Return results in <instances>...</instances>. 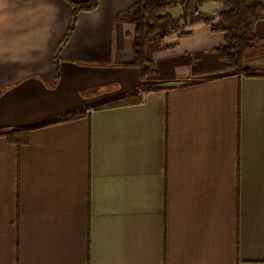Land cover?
I'll return each instance as SVG.
<instances>
[{"label": "crops", "instance_id": "1", "mask_svg": "<svg viewBox=\"0 0 264 264\" xmlns=\"http://www.w3.org/2000/svg\"><path fill=\"white\" fill-rule=\"evenodd\" d=\"M86 1L0 0V264H264V19L236 73L222 4L179 0L143 79L140 0H99L56 78Z\"/></svg>", "mask_w": 264, "mask_h": 264}, {"label": "trees", "instance_id": "2", "mask_svg": "<svg viewBox=\"0 0 264 264\" xmlns=\"http://www.w3.org/2000/svg\"><path fill=\"white\" fill-rule=\"evenodd\" d=\"M214 1L222 4L219 22L214 23V17L205 15H200L199 19L211 24L214 31L224 33L225 43L217 48L220 59L226 61L236 73L248 72L249 68L245 66V60L248 53L253 51L258 44L256 24L264 19V2L261 0ZM178 2L179 0H140L126 13L136 26L133 36L134 61L132 65L139 69L143 79L156 74L158 71L154 54L168 47L164 42L177 29L176 20L165 12ZM98 5L99 0H88L74 5L70 29L57 51L56 78L59 77L60 51L72 35L79 13L95 10ZM119 17L123 18L122 15ZM189 34L190 32L182 33L181 36ZM124 102L125 99L123 98L114 99L98 104L94 109L113 108L121 106ZM79 116L81 114H76L72 118ZM8 137L10 140L15 139L13 136Z\"/></svg>", "mask_w": 264, "mask_h": 264}, {"label": "rangeland", "instance_id": "3", "mask_svg": "<svg viewBox=\"0 0 264 264\" xmlns=\"http://www.w3.org/2000/svg\"><path fill=\"white\" fill-rule=\"evenodd\" d=\"M252 52V51H251Z\"/></svg>", "mask_w": 264, "mask_h": 264}]
</instances>
